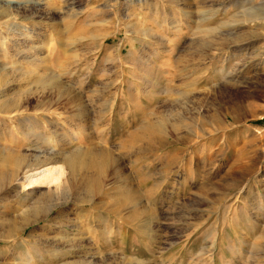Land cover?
I'll return each instance as SVG.
<instances>
[{"label": "rangeland", "instance_id": "rangeland-1", "mask_svg": "<svg viewBox=\"0 0 264 264\" xmlns=\"http://www.w3.org/2000/svg\"><path fill=\"white\" fill-rule=\"evenodd\" d=\"M241 6L244 0H0V42L21 51L0 65L7 84L0 104L28 99L30 111L36 95L56 94L47 120L57 119L68 138L58 144L57 134L54 151L71 152L77 128L91 121L82 149L112 159L98 190L89 197L84 186L77 190L85 202L71 201L65 176L38 183L29 198L28 191L6 196L0 264H264V66L255 65L263 45L237 49L258 40L244 35L255 23L227 36ZM28 115L29 129L52 140L44 115ZM159 122L165 135L151 151L136 136ZM19 138L4 129L0 151L28 154L29 142H12ZM51 203L38 223L18 225Z\"/></svg>", "mask_w": 264, "mask_h": 264}, {"label": "bare ground", "instance_id": "bare-ground-1", "mask_svg": "<svg viewBox=\"0 0 264 264\" xmlns=\"http://www.w3.org/2000/svg\"><path fill=\"white\" fill-rule=\"evenodd\" d=\"M183 1H185V0H183ZM244 1L246 2L247 6L246 7L241 6L238 9L239 11H238V14L236 15V19L229 22V25L227 28L231 32L229 33V31H228L227 36H233L232 33L234 31L239 32L242 29V27H240L241 25H246V24L250 25V24H254V23L257 24L256 28L253 29L254 31L252 33L244 34V35H249L250 37H256L258 40L255 43H249L248 45H245V46L244 45L239 46V47H237V49L239 48V51H244L247 47H252V48L255 47L256 48L260 45H263L262 50H259L260 52L257 54V59L254 57L256 67H262V66H264V0H260V1H262V3L256 4L255 6H251L249 4V2L251 0H244ZM176 2H174V3H176ZM11 3L12 2H8L6 5L9 6ZM174 3H172V4H174ZM19 6L20 5L15 4L13 9L17 10L18 8H24V7H19ZM175 7H176V4H175ZM181 10L183 11L184 16L188 17V14L185 12L187 10L186 9L185 10L181 9ZM126 15H129V13H126ZM229 41L231 44H233V42H231V40H228V42ZM18 52L19 53L21 52L18 45L14 44L12 46V48L9 49V47H6L5 42H0V65L4 64L5 60H7L10 56H12V57L18 56V58H19L20 56H19ZM252 61H254V60H252ZM255 65H254V67H255ZM18 73H20V72H18ZM230 75L232 77V74H230ZM18 76H20L21 78L23 77L22 78L23 81L24 80L28 81L30 79L29 78L30 75H27V74H22V75H18ZM8 79H9V76H8ZM5 80H6L5 75L0 76V88L5 85V83H6ZM164 91L162 89V93ZM55 95L56 94L53 95L51 92L41 93L40 95H36L34 98L35 99L34 100L35 106L30 111L28 110L29 109L28 107L30 104V100H28V99L18 100L17 98H15L16 100L11 99L12 102L10 101L11 103H9V104H6V103L4 105L0 104V105H2V106H0V135L4 131V129H7V130L14 129L16 131H19L20 138L13 140L12 141L13 143L17 144L21 141H27L30 144L29 153L26 155H24V153L22 155L18 154L17 151H16L17 153L11 152V151L10 152L9 151H7V152L6 151L5 152L0 151V205L2 204V202L4 200H6L5 199L6 196H8V197L11 196V197L16 198V197H18L17 195H19V193H24L26 191H28L26 193V198L34 196L35 192L33 190V187H35V185H37L38 183H42L45 180H46V182H48L47 184H50L53 182L56 183V182L60 181V179H62V177L64 179V176H65V180H63L64 182H61L62 183L61 187L67 186L69 189L74 191L73 194L75 193V196H73V199H71V201L75 202L74 204L85 202V200L87 199L85 194H84V196L82 195L83 192H82V194L80 193L82 196H80L78 194L79 192H77V190L78 191L82 190L81 189L82 186H84V188H85L86 195L94 193L96 190H98V186H100L99 185L100 181L98 179L103 178L102 176H104L105 173L107 172L108 164L110 163V161H112V159H110V157L107 155L106 152H101V151L95 150V149H82L83 145L81 142L85 141V139H89L91 136L90 131H92V129H93V127H92L93 125H92L91 121H87L86 125H84V126H80L81 124L79 125L80 127L78 126L79 128H77V131H76L77 133L74 135V141L70 142V145H72V148H73V150H71V152H69L68 154H65L64 151L60 152L62 150H58L57 152L54 151V148L51 147V145L54 142L53 139L57 134H58L57 135L58 144H62L68 138V135L66 133H64V128H62V125L60 124V122L58 123V120L55 118L53 120L51 118H49L50 117L49 115H51L50 111H51V108L53 107V105L48 103V100L50 98L54 97ZM54 109H55V107H54ZM30 112L38 113L39 115L41 113V115H44L43 118H45L46 120H47V115L49 116L48 119H51L52 121L47 120V123L50 125L48 130L51 129L49 131V133H51L50 135H52L51 136L52 140H50L49 138L48 139L44 138V136H42V133L40 131H37L36 129H31V130L29 129L28 122L32 121L31 117L29 116L30 114L28 115V113H30ZM84 116H83V118H85ZM226 116H224V118H223L224 121L227 120ZM51 117H53V116H51ZM5 119L9 120V122H10V124L8 123L9 125L8 124L5 125L6 124V123H4ZM83 121H85V120H83ZM47 123H46V125H47ZM51 124H54V126ZM77 124H78V122H77ZM153 124H156V123H153ZM161 126L162 125L160 124V122H159V125L157 123L156 126L150 125L148 123L145 127L140 129L139 134H138L139 136H136V135L135 136H136V138L139 137V138L143 139V141L145 142V145L146 144L149 145L150 146L149 149H151V151H152L153 149H155L153 147H159L161 145V142H163V141H161V139L165 134L163 132L164 130H161ZM168 127H170V126H168ZM173 129H175V128H173ZM46 131H47V129H46ZM55 141H56V139H55ZM66 143H67V141H66ZM116 172H117V169L113 168L112 173L116 174ZM25 183H26V188L24 187L22 189V191L19 192L18 191L19 187L20 186L23 187V185ZM55 183L53 185H55ZM64 183H65V185H64ZM55 186L57 187L58 185H55ZM61 187L60 188L58 187L59 189H57V188L53 189L54 192L56 193V189L60 190ZM63 189H64V187H63ZM65 190L66 189H64V191ZM64 191H62V192H64ZM241 191L242 190H240V192ZM64 193H62V194H64ZM87 196L89 197V195H87ZM56 200L59 201V199H56ZM55 203L54 204L51 203L52 205L50 204V206L48 208L46 207L47 209L45 212L37 213V212L33 211L34 213H32V214L24 215L21 218V223L18 225L21 227H23V226L25 227V226H28V225H31L34 223L35 224L38 223L42 218H44L46 216V214L49 211H51L53 208L56 207ZM44 209L45 208H43V209L41 208V210H43V211H44ZM29 218H32L33 221L31 222L30 221L31 219L29 220ZM28 220L30 222H28ZM11 223H13V222H10V224ZM70 225H72V224H70ZM14 229L15 228L12 225L11 227L8 228V230H5V231H7L6 233L8 234L11 232V230L13 231ZM21 230H23V229H21ZM16 232L18 233V230ZM3 238L8 239L9 237H7L5 235V237H3Z\"/></svg>", "mask_w": 264, "mask_h": 264}]
</instances>
